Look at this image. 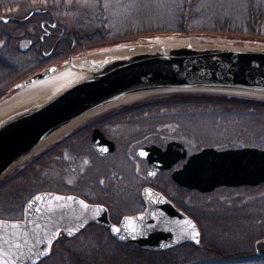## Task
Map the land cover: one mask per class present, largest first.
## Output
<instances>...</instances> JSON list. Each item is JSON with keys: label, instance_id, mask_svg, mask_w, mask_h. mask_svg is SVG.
I'll return each instance as SVG.
<instances>
[{"label": "rangeland", "instance_id": "rangeland-1", "mask_svg": "<svg viewBox=\"0 0 264 264\" xmlns=\"http://www.w3.org/2000/svg\"><path fill=\"white\" fill-rule=\"evenodd\" d=\"M105 3L107 9L103 7ZM45 10L52 16H45ZM13 19L22 22L7 24ZM45 19L50 24L57 21L64 34L74 37V41L56 42L52 59L57 61L69 58L70 50L79 52L75 60L84 59L85 54L92 55L111 47L103 44L133 36L147 39L148 43L124 42L117 49L135 46L150 49L162 43L157 52L170 54L174 47L168 42L186 41L200 49L264 50V0H0V20L6 24L1 30L4 34H0V50L7 64L19 69L7 85L13 86L50 62L46 61L44 53H48L53 44L50 43V48L46 45L43 52L40 42L49 29ZM192 29L198 30L197 34H193ZM251 34L258 38L246 37ZM30 38L33 40L31 48L20 49V41ZM2 85L0 81V87ZM177 92L208 93L199 89L158 90L135 103ZM225 93L264 101L257 98L259 96L236 92L220 91L219 94ZM113 109L86 119L71 136L53 142L36 157L33 155L19 163L15 167L25 164L6 181L0 180V220L22 218L26 202L43 191L76 193L92 203L104 204L111 219L119 223L122 216L145 209L141 199L145 186L162 191L160 187L167 181L162 176L154 181L147 178L148 165L136 157L139 147L151 144L164 147L168 141L179 140L186 143L189 153L204 147L236 148L252 144L264 132V105L250 102L184 97L150 102L136 110L100 117ZM95 127L115 141L117 148L112 155L100 157L93 150L91 132ZM135 163H138L137 173ZM180 189L176 185L169 188V193L162 192L196 222L201 231L197 247L206 248L208 244L232 248L235 244L242 250H253L246 256L230 258L192 254L182 264H264V255H259L255 247V242L264 237V184L224 186L208 193H184ZM91 229L92 226L86 231L87 235ZM90 236L92 238V232ZM76 245L77 250L94 249L89 242ZM101 247L109 249L112 257L120 250L124 252L120 255L128 259L126 264L135 262L140 255L133 249L124 251L111 243ZM185 249L178 250L181 257L187 255L183 253ZM60 257L56 252L53 259L43 264H70Z\"/></svg>", "mask_w": 264, "mask_h": 264}, {"label": "water", "instance_id": "water-1", "mask_svg": "<svg viewBox=\"0 0 264 264\" xmlns=\"http://www.w3.org/2000/svg\"><path fill=\"white\" fill-rule=\"evenodd\" d=\"M31 44V39H23L20 49L26 50ZM120 47L122 46L102 49L96 53ZM75 57L72 50L69 58L61 64H53L20 81L15 85L16 90L12 95L3 99L0 105L24 88L56 75L63 67L72 64L77 59ZM202 87L204 89H200ZM209 87L264 91V50L180 47L170 54L141 52L129 59H119L103 71L71 86L36 110L0 129V180L16 166L12 167L21 156L54 129L120 94L150 89H199L207 90L208 93H220L219 90L210 91ZM257 98L264 100V97ZM92 146L102 156L111 154L116 149L115 142L108 139L99 128L93 129ZM141 151L146 155L141 156ZM137 155L148 160V176L154 178L158 172L171 169L180 159L186 158L187 150L181 142L171 141L165 150L153 145L138 149ZM172 178L178 186L186 190L201 192H209L225 185H255L264 181V151L248 147L225 150L206 147L188 156L183 167L173 171ZM145 189H149L150 193H146ZM37 195L46 198L36 201L34 197ZM56 195L58 194L50 192L37 193L29 200L32 201L31 208L28 207L29 201L26 203L23 220H0L4 225H9L0 227V247L7 254L10 264L13 261L14 264L37 263L39 260H36V252L49 249L50 253L51 246L59 235L53 238L50 246L47 244V238L53 236L57 230L59 234L64 231L68 235V229H71L73 234L69 236L74 237L93 222L109 228L117 240L147 249L163 250L187 240L200 244V230L196 222L178 209L162 192L151 186H146L142 191L146 209L134 215L124 216L118 224L110 220L105 206L103 207L106 211L94 215L83 211L79 204L72 201L57 202L47 199L48 196ZM59 196H72L76 200H82L74 195ZM62 203L71 205L75 212L58 207V204ZM50 207L53 211H49ZM125 217H132L131 224L125 222ZM185 220H191L196 225L199 243L191 238V230L183 223ZM11 224H18L19 227L11 228ZM113 226L119 228L120 232L113 233ZM133 228L135 231H132ZM181 229L186 231L182 233ZM38 239H44L45 242L37 243ZM17 243L22 245L19 251L15 247ZM255 246L258 254L263 255L264 237L257 240Z\"/></svg>", "mask_w": 264, "mask_h": 264}, {"label": "trees", "instance_id": "trees-1", "mask_svg": "<svg viewBox=\"0 0 264 264\" xmlns=\"http://www.w3.org/2000/svg\"><path fill=\"white\" fill-rule=\"evenodd\" d=\"M252 12V11H251ZM40 16L41 14H35L34 16ZM49 15V14H45ZM24 17V16H22ZM253 18V16H251ZM250 17V18H251ZM253 20L255 21V19L253 18ZM20 23L22 22L19 19H13L10 20L7 24L9 23ZM16 23V24H17ZM4 22L0 20V34H4L3 31H1L2 29L4 30ZM227 24V23H225ZM6 25V24H5ZM3 26V27H2ZM196 31V32H194ZM198 30H194L192 29L191 32L193 34H197ZM234 34V33H232ZM156 34L152 35L155 36ZM189 35V34H188ZM191 35V34H190ZM242 37V36H240ZM244 37V36H243ZM247 38H258L255 36V34H251V35H246ZM121 40L124 41H112L110 43L107 44H103L102 46H114V45H119L122 44L124 42L127 43H145L147 42V39H141L140 36H133V37H126V38H122ZM94 48V47H93ZM96 49V47H95ZM2 50V49H1ZM0 50V81L3 84L0 87V98L3 95L8 94V92H13L15 91V88H12V90L9 91V87H8V82H10L16 75V73L18 72V66L13 65L10 66L9 64H7V62L4 60L5 56L2 53L3 50ZM19 74V73H18ZM184 97H210V98H220L223 100H231V101H238V102H250V103H255V104H259V105H264V101H258L256 99H250V98H244V97H238V96H234V95H227V94H219V93H183V92H177V93H172V94H168V95H164V96H158L155 98H151L148 100H144V101H140V102H136L134 104L131 105H127V106H123L119 109H116L114 111H111L109 113H106L105 116H109V115H113L116 113H120L122 111H127V110H136L138 109L140 106L150 103V102H158V101H163V100H168V99H180V98H184ZM256 100V101H254ZM162 179L167 178V181L164 183H162V186L160 187V189L166 193H169V188H173L175 185L174 181L172 180V178L167 174H161ZM161 181V180H160ZM173 186V187H172ZM181 192H184L186 190L184 189H180ZM188 192V191H186ZM198 192V191H197ZM92 226V231L88 232V235L86 234V231L89 230V228H91ZM87 228V229H86ZM85 229H83L78 235H76L75 237H69L68 235H61L53 244L52 247V251L51 254L39 261L36 264H43L44 261L49 260L50 258L53 259V256H55L56 252L59 256H61L60 258H65L70 264H126L125 261L128 259H124V257H121L122 255L120 254H125L124 252H122L120 250V252L118 251V253H115L112 256H110L109 254L111 252H109V249H105V247H101L103 244L105 243H111L113 245L119 246L122 248V250L124 251H128V250H132L133 252L140 254L138 259L135 262H130L129 264H182L184 261H186V259H188V257H191L192 254H198L201 253L203 256H210V257H216V258H230V257H242L243 255H248L249 253L253 252L252 249H244L242 250L241 246L237 245L235 246V244L233 245L232 248H221V247H217V246H209L208 244L207 247H197L195 244L191 243V242H185L182 243L178 246L175 247H171L165 250H149V249H145V248H141L135 244H129V243H123V242H119L117 241L110 233V231L105 228L102 227L100 225L97 224H90L86 227ZM93 233L92 238H90V233ZM99 235L100 237H97L96 234ZM86 234V235H85ZM80 237L82 238L80 241ZM85 243V242H89L91 244L94 245V249L90 250V251H85V250H77V245H79V243ZM77 244V245H76ZM101 244V245H100ZM77 246L76 248L74 246ZM186 249L184 250L183 253H186L187 255H185V257H181L180 253H178V250H180L181 248ZM136 254V255H137ZM131 255V254H130ZM135 256V255H134ZM145 257L147 259L145 260H141V257ZM104 263H103V260ZM111 262H110V261Z\"/></svg>", "mask_w": 264, "mask_h": 264}, {"label": "bare ground", "instance_id": "bare-ground-1", "mask_svg": "<svg viewBox=\"0 0 264 264\" xmlns=\"http://www.w3.org/2000/svg\"><path fill=\"white\" fill-rule=\"evenodd\" d=\"M167 44L174 47V49L180 47L200 49L194 44H191L186 41H179L175 43L168 42ZM160 46H162V43L156 45V47L151 46L150 49L145 47H131L128 49L105 50L89 55L84 59L74 60L72 64L63 67L56 75L42 82L24 88L14 97L2 103L0 105V129L11 122L21 119L29 112L36 110L44 103L51 100L52 98L62 93L66 89L70 88L71 86L86 79H89L95 73L103 71L115 61L119 59H129L133 55H136L141 52L155 53L157 52V48ZM200 89L204 88L202 87ZM209 89L264 97V91L261 90L220 87H209ZM155 91H158V89L141 90L120 94L119 96L78 115L74 119L70 120L59 128L54 129L47 136L42 138L29 152L21 156L13 164L12 167L21 162H24L33 155L38 154L46 146L69 134L86 119L101 114L114 107H118L127 103H131L132 101L147 97Z\"/></svg>", "mask_w": 264, "mask_h": 264}, {"label": "snow or ice", "instance_id": "snow-or-ice-1", "mask_svg": "<svg viewBox=\"0 0 264 264\" xmlns=\"http://www.w3.org/2000/svg\"><path fill=\"white\" fill-rule=\"evenodd\" d=\"M103 7L105 9H107L108 7V4H104ZM101 151H107V149H101ZM141 156H145L146 153H144L143 151H141L140 153ZM85 163H87V161H85ZM150 175H154V173H150ZM101 183H103V181H101ZM145 192L146 193H150V190L149 189H145ZM46 197L44 196H40V195H37L34 197V199L36 201H40V200H43L45 199ZM47 199L49 200H55L57 202H67V201H72L73 203H77L80 205L81 209L85 212H91L93 213L94 215H99L100 213L106 211V209L103 207V205H89L87 203H85L84 200H76L75 197H72V196H67V197H64V196H59V195H56L54 197L52 196H48ZM28 207L31 208L32 207V201H29L28 203ZM58 207L60 208H66V209H69L73 212H75L74 209H71V205L67 204V203H62V204H58ZM37 211H40V209H37ZM49 211H53V209L50 207L49 208ZM142 219V217H141ZM125 222L127 224H131L132 222V217H125ZM186 226H187V229H190L191 232H190V235H191V238L196 240L197 243H199V240L197 239L199 237V232L196 230V225L191 221V220H185L183 222ZM0 227H9V225H4L3 222H0ZM11 228H17L19 227L18 224H11L10 225ZM132 231H135V228L132 229ZM186 229H181V232H185ZM112 232L113 233H119L120 232V229L113 226L112 227ZM73 234V231L71 229H68V235H72ZM59 235V230H57L53 236L51 237H48L47 238V244L50 246L51 243H52V240L55 236H58ZM121 239H123V237H121ZM44 239H38L37 243H44ZM16 249L19 251L20 248L22 247L21 244L17 243L15 245ZM49 253V249H44L42 251H38L36 252L35 254V257H36V260H40V258L42 256H45ZM0 264H10V261L8 260L7 258V254L4 252V249L2 247H0ZM11 264H14V261L11 262Z\"/></svg>", "mask_w": 264, "mask_h": 264}, {"label": "flooded vegetation", "instance_id": "flooded-vegetation-1", "mask_svg": "<svg viewBox=\"0 0 264 264\" xmlns=\"http://www.w3.org/2000/svg\"><path fill=\"white\" fill-rule=\"evenodd\" d=\"M44 23H46L47 25H49V29L47 30V33H45V35L43 37H41L40 42H41L42 48H44L46 45H48V47L50 48V43L53 44L51 46V48L49 49L48 53L45 55L46 58H47L46 61H50L49 62L50 63L49 65H51V64L57 62V60L52 59L54 52H56L55 49L57 48V45H58V44H56V42L59 43L60 41L67 40V39H71L72 41H74V37H72V35H66V34H64L63 33L64 31L62 30V28L58 25L57 21H55V20H54V22L52 24H50V22L47 19H45L44 20ZM246 146L247 147H251V148H257V149H260V150H263L264 151V132H262V136L259 139H255V142H253L252 144L246 145ZM246 146H240V147H236V148H241V147H246ZM186 147H187V145H186ZM138 159L139 160H142V161H145V163L147 164V161L145 159H142V158H138ZM184 162H185V159L180 160L175 165V167H181L184 164ZM135 164H136L135 165L136 166L135 167V172L137 173V170H138L137 164L138 163H135ZM262 184H264V181L259 182L257 185H262ZM65 194H75V195H78L76 193H65ZM78 196H81V195H78ZM81 197H83V196H81ZM83 198H85V197H83Z\"/></svg>", "mask_w": 264, "mask_h": 264}]
</instances>
